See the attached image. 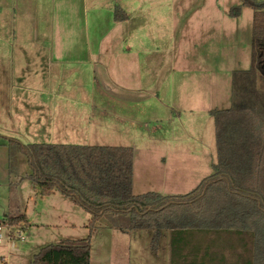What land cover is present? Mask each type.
Here are the masks:
<instances>
[{
    "label": "rangeland",
    "instance_id": "1",
    "mask_svg": "<svg viewBox=\"0 0 264 264\" xmlns=\"http://www.w3.org/2000/svg\"><path fill=\"white\" fill-rule=\"evenodd\" d=\"M8 2L10 0H0V223L4 222L3 212H8L24 215L30 225L27 230L20 229L25 236L24 242L10 244L4 239L0 244V264H29L33 254L45 245L85 238L89 216L57 192L47 197L35 195L30 182L19 180L29 172L22 155L17 158V174L9 175L7 139L15 138L23 144L115 145L111 135L108 141L99 144L65 141L58 137L51 141V137L45 136L46 128L40 127V118L34 115L43 113L41 111L48 104L80 105L83 110L92 105L91 110L82 112L83 119L91 117L95 123L101 107H106L108 111L103 120L109 125L113 122L112 102L114 97L120 96L105 94V89L115 84L112 58H107L109 74L103 77L101 69L91 71V64L82 62L80 54L85 51L81 40L87 36L96 40L90 47V50L98 51L95 57L102 55L104 49L108 50L104 46L107 39H100L110 33V12L99 15L103 21L98 24L103 30H97L91 19L85 21L79 0H23V4L19 0L12 10L8 9L11 4ZM255 2L263 4L264 0ZM239 5V14L231 16L230 9ZM125 6L135 11L132 14L135 33L147 41L142 48L144 55L140 57L144 64L141 70L143 78L135 81L137 87H155V71L160 64L164 71L179 74L172 77L170 86L174 83L177 87L185 82L189 87L188 73L201 74L197 80L201 82L204 102L202 109L194 115L195 131L187 125L186 115L180 122L185 131L183 141L189 143L194 153V159L186 162L194 163L196 170L184 188L176 192L183 196L213 172L210 164L215 160L214 150H210L208 144L210 137L213 140V131L211 127V133L208 132L206 121L209 117L204 115L203 108L226 109L230 106L231 72L249 67L252 10L241 6L240 0H131V5L127 3ZM54 38L76 40L70 59L55 61L47 43ZM35 42L45 46L38 47ZM167 56L172 61L171 71L170 64L165 62ZM117 81L128 85V80L117 78ZM148 113L134 120L138 127L134 129L133 142L136 154L133 194L162 191L157 181L160 172L165 170L159 165L162 162L160 148L147 150L148 159H142L145 153L141 151L140 139L152 131L150 119L153 116ZM119 114L131 122L132 111H118ZM146 121H149L146 123L148 126L141 129ZM162 123V127L156 129L159 132L170 127L165 120ZM147 140L145 137L144 142ZM144 161L148 165V179H151L148 186L138 182ZM2 235L5 237V231ZM166 241L161 239L156 256L149 249L148 232L121 233L99 224L91 238V264H169L167 249L164 248Z\"/></svg>",
    "mask_w": 264,
    "mask_h": 264
},
{
    "label": "trees",
    "instance_id": "2",
    "mask_svg": "<svg viewBox=\"0 0 264 264\" xmlns=\"http://www.w3.org/2000/svg\"><path fill=\"white\" fill-rule=\"evenodd\" d=\"M252 10L249 67L231 72L230 106L213 109L212 174L183 196L133 194V150L7 139L9 175L22 155L35 195L57 192L84 211L87 236L41 247L29 264H91L99 224L122 233L146 231L155 254L167 237L169 264H264V3ZM240 5L230 9L237 16ZM13 229L24 215L4 219Z\"/></svg>",
    "mask_w": 264,
    "mask_h": 264
},
{
    "label": "crops",
    "instance_id": "3",
    "mask_svg": "<svg viewBox=\"0 0 264 264\" xmlns=\"http://www.w3.org/2000/svg\"><path fill=\"white\" fill-rule=\"evenodd\" d=\"M18 1L19 0H10L8 4H11L9 5L10 7L8 9L12 10V8L16 6V3ZM127 3L131 5V0H79L78 3L82 8V15L84 16L85 21L88 22V19H91L93 25H96L97 30H103L102 25L98 24L101 20L99 15L104 13L105 11L111 13V20L110 22H108L110 33L106 34V37H102L100 39H107L104 42V46L108 47V50L104 49L102 51V55L95 57L98 51H92L90 50V47L91 43L96 40H93L92 37L87 36L83 38V40H81L82 46L85 48V51H81L80 54L81 58H83L82 62L90 63L92 68L91 71L93 72H96V70H99L100 68V75L103 77H107V75L109 74L110 62L107 61V58H112L113 60L111 69L116 76L114 77L115 84L112 83L111 88L105 89V94L108 93L112 94L113 96H120L114 97L115 101L112 102L114 105L112 109V112L114 113L113 122L109 125H106V121L103 120L106 112L108 111L106 107H101L99 113L100 116H97V121L95 123H92L91 117H86L85 119H83L82 112L87 111V109L91 110L94 106L90 105L88 107H84L83 110L81 109L80 105L69 106L62 102H60L59 104L55 103L46 105V109H43L41 111L43 113H38L37 115H34V117L40 118V127L46 128L45 136L51 137V141H53L55 137H58L62 138V140L65 141L74 140L72 142H83L84 144H99V142L105 140L108 141V136L111 135L112 140L116 142L115 145L105 146L131 148L133 150V192V188L135 186L136 167V154L134 149L135 143L133 142L135 141L134 129L138 127L134 124V120H136L138 116L149 114L148 112H150L153 116V118L150 119L152 131L149 132L146 136H142V138L140 139V143L142 144L141 151L142 153H145L142 159H148L146 152L147 150L154 147L156 149L160 148V153L162 154V162H160L159 165L161 167L163 166L165 170H162V172H160V178L157 179L158 183L161 184L160 188L162 190L158 192L159 194H165L166 196H179V194H177L176 192L183 189L186 183L190 179H192L193 175L196 173V170L193 167L195 164L186 162L187 159H194V153L193 150H191L189 143H185V141H183L185 137V134L183 133H185V131H183V124L180 125V122L182 120V117L186 115L188 118L187 125H189V128H191L193 131H195L194 115L202 109L204 102V98L202 96L200 88L201 82H198L197 80V77H199V75L201 76V74L198 73L195 76L194 72L191 74L188 73V80H191V85L189 87L185 86V82H182L180 86L177 87H175L174 83L172 82L173 84L170 86V80L173 81L172 77L178 72L173 71V73L170 74L167 70L164 71L163 67L160 64V66L155 71V78L153 83L155 84V87H142V85H138L137 87L135 81L143 78L141 70L142 65L144 64L143 60H141L140 57H143L144 55L142 48L145 47L144 45L147 44V41H144V39L138 37L135 33V26L132 24V14L134 15L135 11L131 10L129 7L128 9H126L125 5ZM110 8L112 9V11H109ZM90 36H92V34ZM35 43L38 47L45 46L42 43ZM47 43L51 48V52L55 61H58L62 58L70 59L69 55L74 52L72 48L73 46L77 45L76 40H63L61 38H54ZM98 47H101V45H99ZM100 52L101 51H99V53ZM94 58L99 59V61H95ZM165 62L170 64L169 68L171 71V58L167 56ZM117 78L124 81L128 80V85L126 86L125 84H121V81L118 82ZM152 97H154L155 100ZM146 98H148V100L144 102ZM213 109L217 108H210L208 106L204 107V115L210 118V111ZM124 110L132 111V116H128L131 122H128V119H126L125 116L120 114L118 115V111L123 113ZM76 112H78L79 114ZM209 118H207L206 122L208 124L209 133H211L212 127L213 140L210 137L208 144L210 150H214L215 159L210 164L212 169L213 165L216 162V147L214 122L212 117L210 119ZM163 120H165L170 127L167 131H162L161 129V131L159 132L156 129L162 127ZM124 121L125 123L122 124L121 122ZM146 123H149V121L142 123V125L144 126H140V128L144 129V127L148 126V124ZM198 131L200 135L201 128L199 126ZM163 132L164 135L162 134ZM149 136H151L152 138H150ZM145 137L148 139L146 142H144ZM137 138L138 137L136 136V139ZM141 168L142 171L138 178V182H140L142 186H148L151 179H148L149 171H147L148 165L146 161L141 163ZM7 215L8 212H3L2 219L4 220ZM26 221L27 223L23 228H26L27 230L30 224L27 219ZM164 239L167 240V237ZM164 244V248L165 250L167 249L168 254L167 241ZM154 255L157 256V253H155Z\"/></svg>",
    "mask_w": 264,
    "mask_h": 264
},
{
    "label": "built area",
    "instance_id": "4",
    "mask_svg": "<svg viewBox=\"0 0 264 264\" xmlns=\"http://www.w3.org/2000/svg\"><path fill=\"white\" fill-rule=\"evenodd\" d=\"M5 231V237H3L2 232ZM4 239L10 244L24 242L25 236L20 229H13L9 226V224L4 221L0 223V244L3 243Z\"/></svg>",
    "mask_w": 264,
    "mask_h": 264
}]
</instances>
